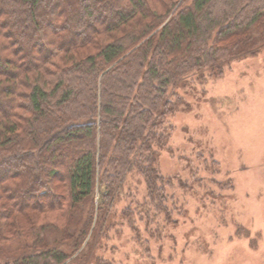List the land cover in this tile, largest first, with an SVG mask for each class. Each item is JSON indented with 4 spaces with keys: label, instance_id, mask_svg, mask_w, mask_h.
Instances as JSON below:
<instances>
[{
    "label": "trees",
    "instance_id": "obj_1",
    "mask_svg": "<svg viewBox=\"0 0 264 264\" xmlns=\"http://www.w3.org/2000/svg\"><path fill=\"white\" fill-rule=\"evenodd\" d=\"M262 46L264 0H0V264H115L125 183L161 211L172 180L174 86Z\"/></svg>",
    "mask_w": 264,
    "mask_h": 264
},
{
    "label": "rangeland",
    "instance_id": "obj_2",
    "mask_svg": "<svg viewBox=\"0 0 264 264\" xmlns=\"http://www.w3.org/2000/svg\"><path fill=\"white\" fill-rule=\"evenodd\" d=\"M262 47L220 76L174 86L180 103L158 160L172 180L161 211L145 200L138 175L125 183L100 250L115 264H264Z\"/></svg>",
    "mask_w": 264,
    "mask_h": 264
}]
</instances>
